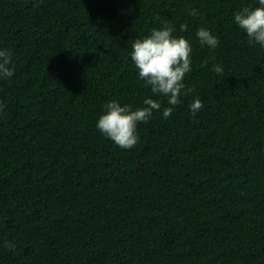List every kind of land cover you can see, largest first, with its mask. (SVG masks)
Masks as SVG:
<instances>
[{
  "label": "trees",
  "instance_id": "1",
  "mask_svg": "<svg viewBox=\"0 0 264 264\" xmlns=\"http://www.w3.org/2000/svg\"><path fill=\"white\" fill-rule=\"evenodd\" d=\"M258 6L0 0L14 72L0 78V264H264V48L233 15ZM165 25L191 47V92L167 119L130 55ZM147 98L161 108L134 148L98 131L105 104Z\"/></svg>",
  "mask_w": 264,
  "mask_h": 264
},
{
  "label": "clouds",
  "instance_id": "2",
  "mask_svg": "<svg viewBox=\"0 0 264 264\" xmlns=\"http://www.w3.org/2000/svg\"><path fill=\"white\" fill-rule=\"evenodd\" d=\"M258 7H243L235 12L234 23L247 35L249 44H257L264 48V0H258ZM198 11L192 9L189 15L198 16ZM181 31L186 30V25H181ZM174 29L165 25L162 29H152L150 35L143 39H137L132 44L131 60L137 71L138 78L144 81L146 87H150L154 96L167 97L169 107L163 111V117L169 118L176 106L181 103L180 97L188 95L191 89H186L184 77L191 70V47L183 38L172 35ZM196 37L200 43L211 49L218 47V38L205 28H199ZM12 54L9 50H0V78H11L14 74L9 67ZM213 71L222 75L223 68L214 66ZM143 107L133 110L131 106H121L116 101L104 105L105 114L97 121L98 131L110 139L121 149H132L138 143L136 135L138 123H147L154 111L161 108V104L147 98L143 101ZM193 116L203 108V104L197 98L189 105ZM9 250L15 249L14 244L5 243Z\"/></svg>",
  "mask_w": 264,
  "mask_h": 264
}]
</instances>
